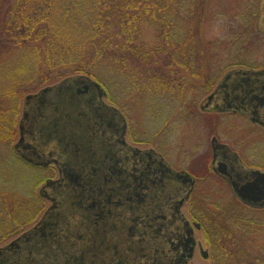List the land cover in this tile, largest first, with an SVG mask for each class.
Returning <instances> with one entry per match:
<instances>
[{"label": "trees", "instance_id": "16d2710c", "mask_svg": "<svg viewBox=\"0 0 264 264\" xmlns=\"http://www.w3.org/2000/svg\"><path fill=\"white\" fill-rule=\"evenodd\" d=\"M250 10V20L245 12L235 19L249 25L242 47L259 44L252 33L258 10ZM195 17L197 0H0V242L24 232L41 210L36 183L23 174L32 167L13 148L26 95L86 75L105 87L128 123L145 118L159 96L176 102L182 119L195 116L200 94L216 78ZM142 25L156 28L154 41L143 40ZM135 96L138 106H128ZM196 216L213 264H264V244L252 238L264 235V209H247L231 196Z\"/></svg>", "mask_w": 264, "mask_h": 264}, {"label": "water", "instance_id": "95a60500", "mask_svg": "<svg viewBox=\"0 0 264 264\" xmlns=\"http://www.w3.org/2000/svg\"><path fill=\"white\" fill-rule=\"evenodd\" d=\"M104 95L101 84L76 75L26 97L16 149L34 165L55 162L61 177L42 188L54 204L34 227L0 247V264H189L194 257V229L179 210L180 181L185 198L193 179L154 151L129 146L125 119ZM213 148L214 168L237 197L264 207V172L242 167L235 173L223 158L239 163L237 154L215 139ZM144 203L146 210L139 206ZM145 212L140 227L134 216Z\"/></svg>", "mask_w": 264, "mask_h": 264}, {"label": "rangeland", "instance_id": "374dc122", "mask_svg": "<svg viewBox=\"0 0 264 264\" xmlns=\"http://www.w3.org/2000/svg\"><path fill=\"white\" fill-rule=\"evenodd\" d=\"M260 1L261 0H197L201 19V21L200 19L198 21L195 17V24L198 22L196 26L197 38L201 48L205 49L207 52V62L210 64L213 71H215V75L218 76L216 83L219 81L220 75H222L226 69H230L234 66L238 61H248L250 64L258 65V67L259 65L264 64V31H262L264 29V25L260 28L256 17L254 23L252 22V33L256 35L260 45H254V47H242L240 41L242 37L246 35V32H248L249 25L240 24L235 20L236 16H238L241 12H245L244 18L246 21L250 20L248 18L250 16V8L259 10ZM260 13L258 11V16ZM252 20H254V18H252ZM141 29L144 41L152 42L156 39L155 35L157 31L155 27L142 25ZM214 64H216V66ZM216 83L213 84L210 89H207V91L200 94L197 101L198 105L203 102L206 94L214 88ZM119 89L120 84H117V91L114 92L115 99L116 96L121 94ZM160 97L161 96L158 97L159 102L157 100L155 103L150 105V108L155 109L150 110L151 112H148L145 118L141 115L137 116V114L133 121H129L127 141L143 149L152 146L158 151L164 153L173 165H179V167L180 165L188 166L190 162L192 163V161L196 158L205 156V154L209 155L211 152V133L213 132L214 122L212 120L207 121L203 118L205 114L201 112L200 114L197 113V115L191 116L187 119H182L180 117V109L177 108L178 104L169 99H160ZM126 103L130 107L138 106V96L131 97ZM158 104L160 109L157 106ZM22 117L23 107L18 115L17 126L19 134L13 143V148L16 152L17 150L15 149V144L21 137L20 122ZM217 122L218 123L215 124L216 130L221 131V133L231 130L232 127L230 126H233V129L236 131L235 137L237 140H241L242 136H245L244 134H241L243 129H254V126H251L250 122H245L243 120L240 121L235 118L230 119L229 116H219ZM255 127L257 128V126ZM255 138H257V136ZM240 145L241 141H237V143H235L236 147H240ZM18 152L16 154L19 155L25 163L32 167L31 169H29L30 167L26 168L24 173L22 171L21 172L32 177L31 182H33V184L36 183L32 189L34 188L33 191L39 199L38 207H41L36 219L26 228V230H28L41 220L47 209L52 205L51 199L46 196V194H43L42 188H44L49 180H58L60 171L55 162H51L45 167L42 165H34ZM193 165L198 169L197 163ZM32 169L33 171H31ZM26 187L27 186H24L23 188ZM204 189H209V185L205 186ZM218 189L220 188L215 186L212 190L213 193L210 191L208 196L203 197L206 200V203H209L208 200L218 202L222 200L226 201L228 198H231L229 193L221 194L224 193L225 190L222 192ZM183 211L188 218H193L191 216L192 213L189 211V205H186L183 208ZM196 217L197 216H194L195 219H197ZM19 235L2 240L0 242V247L8 245ZM250 235L251 234L247 236L244 234L245 242L251 241ZM196 237L197 239L203 241L205 248L210 254L205 258L199 253L197 248L195 256L189 264H213L214 259L212 256V250L209 243L205 239L204 230L197 231ZM252 238L257 239L261 244H264V235L257 234V237L252 235ZM252 250L255 252L254 249Z\"/></svg>", "mask_w": 264, "mask_h": 264}, {"label": "flooded vegetation", "instance_id": "af4514ba", "mask_svg": "<svg viewBox=\"0 0 264 264\" xmlns=\"http://www.w3.org/2000/svg\"><path fill=\"white\" fill-rule=\"evenodd\" d=\"M261 18L264 22V0L262 4ZM262 31H264V29ZM214 65L216 66V64ZM217 79L218 76L216 75L214 84L216 83ZM224 81L225 86L220 88ZM207 99L208 102L205 105L207 107H203L204 101ZM196 111L199 114L200 112L205 114L203 118H205L207 121L212 120L214 122L213 132L211 133V152L209 153V155L205 154V156L196 158L192 161V163L190 162L188 166L180 165L179 167V165H177V167L173 165L164 153L158 151L152 146L143 149L139 146L129 143V141H127L129 123L127 118L124 116L126 121L125 140L129 146L138 148L140 150L154 151L156 154L160 155L162 160L166 162L175 172H185L193 179L192 186L188 190L187 196L185 198L184 194H182L184 182L180 181V195H182L183 197L182 198L180 196V201L183 202L179 210L182 216H184L189 221L194 229V238L196 241L194 253L198 248L199 253L203 256L202 249L206 248L203 241L197 239L196 237V232L203 230V226L198 218L196 217L197 219H195L194 216H196V213L200 209H202V207L203 209H214L220 202L208 200L209 203H206V200L203 197L208 196L210 191H212L215 186L220 188L218 189L219 191L223 192L225 190V192L221 194L229 193L230 196H236L228 180L223 175L219 174L214 168L215 152L213 148V140L215 139L216 143L227 146L231 152L237 154L239 163H237V161L231 157H228L226 159L223 158L225 161H227V165L229 166V168H233V171L235 173L238 172L242 167L247 170H260L264 172V64L259 65L258 67V65L250 64L248 61L243 60L238 61L230 69H226V71H224L222 75H220L219 81L216 83L214 88L206 94L203 102L199 103V105L196 106ZM219 116H229L230 119L235 118L239 119L240 121L243 120L245 122H250L251 126H254V129H243V131H241V134H244L245 136H242L241 140H237L235 137L236 131L235 129H233V126H230L232 127L231 130L224 131L222 133L221 131L216 130L215 124L218 123L217 120ZM255 126H257V128ZM256 136L257 138H255ZM237 141H241L240 147L235 146V143H237ZM196 163L198 165V169L193 165ZM147 165L152 170L156 168L154 163L152 161H149L148 159ZM248 180L251 179L247 178L246 182H248ZM207 185H209L210 190L204 189ZM130 186H135V183H130ZM115 188H117V183ZM133 189H135V187H133L132 190ZM106 199L108 200V197ZM119 201L120 195L115 190L113 202L119 203ZM238 201L247 209H264L251 206L240 200ZM222 202L224 201L222 200ZM53 204L54 202L52 201V205ZM186 205H189V211L190 213H192L191 216L194 219H191V217L188 218L184 213L183 208ZM139 206L143 209H145L146 207L145 203ZM136 207L137 206L135 205L134 208ZM115 211L117 212L119 211V209L113 208V212ZM114 215L118 219L120 218V215H116L115 213ZM147 216L148 215L145 212L141 216L140 214H135L134 218L139 221L138 224L140 225V227H143V225L145 226L144 222L147 221ZM140 217H142V219ZM149 224L151 225V223Z\"/></svg>", "mask_w": 264, "mask_h": 264}]
</instances>
